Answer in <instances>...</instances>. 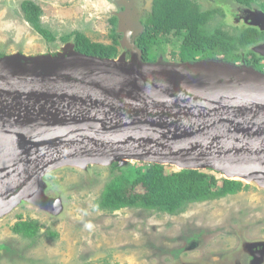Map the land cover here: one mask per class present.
<instances>
[{
	"label": "water",
	"instance_id": "obj_1",
	"mask_svg": "<svg viewBox=\"0 0 264 264\" xmlns=\"http://www.w3.org/2000/svg\"><path fill=\"white\" fill-rule=\"evenodd\" d=\"M118 18L129 62L73 47L0 58V219L23 204L53 209L42 178L61 166L134 161L264 189V74L221 60L144 62L129 41L144 30L138 16L127 7ZM252 51L264 56V45Z\"/></svg>",
	"mask_w": 264,
	"mask_h": 264
},
{
	"label": "rangeland",
	"instance_id": "obj_2",
	"mask_svg": "<svg viewBox=\"0 0 264 264\" xmlns=\"http://www.w3.org/2000/svg\"><path fill=\"white\" fill-rule=\"evenodd\" d=\"M261 1L243 7L234 0H188L201 13L211 14L205 33L220 29L230 37H239L249 28L264 33ZM23 2H32L39 8V24L53 37L52 41L37 34L24 20ZM135 3L136 0H0V55L57 56L71 47L76 51L79 33L94 45L111 46L115 40L117 55L113 58L123 56L129 62L130 50L122 47L118 15L123 14V7ZM151 8L145 4L136 13L142 27ZM129 41L135 45L136 39L131 35ZM258 45H264V41L239 48L234 65L247 66L246 60L254 55L261 71L247 67L264 74V56L252 51ZM172 52L170 45L156 46L151 56L155 62L178 63ZM128 167L135 169L140 163L131 161L122 168ZM165 171L178 169L165 166ZM201 172L214 176L218 183L223 179L220 173ZM119 175V171L111 173L107 165L51 170L42 183L53 209L45 211L23 204L0 219V264H177L179 260L184 264H222L226 260L229 264H249L247 255L256 256L257 249L264 246V189L254 184L241 182L247 188L240 192L189 204L175 215L141 208L115 212L97 208L95 202L106 184ZM19 217L38 223L40 230L34 239L13 234L11 227ZM262 251L259 264H264Z\"/></svg>",
	"mask_w": 264,
	"mask_h": 264
},
{
	"label": "trees",
	"instance_id": "obj_3",
	"mask_svg": "<svg viewBox=\"0 0 264 264\" xmlns=\"http://www.w3.org/2000/svg\"><path fill=\"white\" fill-rule=\"evenodd\" d=\"M243 7H249L256 0H234ZM264 13V0L259 4ZM24 20L32 29L47 41L53 37L39 24L40 10L32 2L21 4ZM210 13H201L188 0H153L149 15L142 21L144 30L136 38L135 45L141 52L144 62L154 63L151 51L156 46L170 45L172 56L178 62H197L201 60H219L235 64L238 56L235 52L264 40V33L256 29H246L239 37H230L220 29L207 34L204 31ZM116 41L111 46L90 44L81 34H76L75 50L86 56L110 59L117 55ZM3 57L0 55V58ZM246 60L247 66L261 71L259 59L252 55ZM175 60V59H174ZM130 167V166H129ZM119 168L111 165L110 172L119 171L105 186L96 207L115 212L124 208H141L167 215L182 212L189 204L202 203L234 195L247 188L239 181L222 179L220 183L201 171H177L167 173L164 166L144 165L135 169ZM40 227L36 221H18L11 227L13 234L25 239H34ZM52 235V234H51ZM54 235V234H53Z\"/></svg>",
	"mask_w": 264,
	"mask_h": 264
},
{
	"label": "flooded vegetation",
	"instance_id": "obj_4",
	"mask_svg": "<svg viewBox=\"0 0 264 264\" xmlns=\"http://www.w3.org/2000/svg\"><path fill=\"white\" fill-rule=\"evenodd\" d=\"M148 0H136V3L135 4H132L131 7H129V11L133 12L131 9H134V12L135 13H139V9L141 8V10L143 9V7L145 6L146 2ZM127 8H124L123 7V12L126 10ZM140 10V11H141ZM264 41V40H263ZM261 247V246H260ZM263 249V248H262ZM262 249H257V254L256 256H252L251 254L250 255H247V259L249 261V264H259V259H260V255L262 254L263 251H261ZM178 257V256H177ZM176 257L175 260H178V258ZM252 257V258H251ZM250 259V260H249ZM229 260H226L224 262H222V264H229V262H227ZM178 262V261H177ZM176 262V263H177ZM185 262H183V260H179V262L177 264H184Z\"/></svg>",
	"mask_w": 264,
	"mask_h": 264
}]
</instances>
